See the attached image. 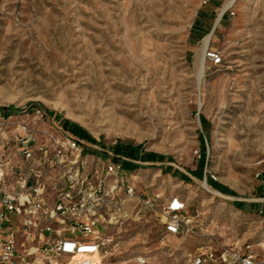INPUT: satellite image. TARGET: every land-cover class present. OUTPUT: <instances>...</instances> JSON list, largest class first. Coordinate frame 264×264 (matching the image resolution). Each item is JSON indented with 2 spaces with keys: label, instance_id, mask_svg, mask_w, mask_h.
<instances>
[{
  "label": "rangeland",
  "instance_id": "1",
  "mask_svg": "<svg viewBox=\"0 0 264 264\" xmlns=\"http://www.w3.org/2000/svg\"><path fill=\"white\" fill-rule=\"evenodd\" d=\"M208 1L0 0V108H41L105 148L140 144L169 157L155 168L141 165L136 188L160 203H182L212 234L164 238L153 220L129 222L117 264L135 257L189 264L209 245L264 258V216L230 205L264 202L256 194L264 174V0H236L224 12L198 89L196 54L226 0L212 9L208 33L191 39ZM201 138L204 175L234 196L214 193L189 173ZM164 166L191 182L164 174Z\"/></svg>",
  "mask_w": 264,
  "mask_h": 264
},
{
  "label": "built area",
  "instance_id": "2",
  "mask_svg": "<svg viewBox=\"0 0 264 264\" xmlns=\"http://www.w3.org/2000/svg\"><path fill=\"white\" fill-rule=\"evenodd\" d=\"M86 147L100 151L41 108L0 113V264H117L122 230L135 221L153 220L163 237L212 236L198 213L139 192L136 174ZM190 264H264V258L209 245Z\"/></svg>",
  "mask_w": 264,
  "mask_h": 264
},
{
  "label": "trees",
  "instance_id": "3",
  "mask_svg": "<svg viewBox=\"0 0 264 264\" xmlns=\"http://www.w3.org/2000/svg\"><path fill=\"white\" fill-rule=\"evenodd\" d=\"M208 3L209 6H207L208 7L207 11L209 12L199 11L197 17L195 18L192 24L191 32H190L191 39L200 40L209 31V24H207V22L211 23V20L214 18V13L212 9L218 7L220 5V2L218 0H209ZM38 107L40 106L38 105ZM15 111H17V109L12 106L0 108V113L3 114H8L10 112H15ZM47 113L49 116H53L57 120L59 119L58 116L53 115L51 112H47ZM58 122L64 130L68 131L72 135L76 136L79 139L84 140L88 144L97 145V146L99 145L101 146L102 149L101 151H98L91 147H86L85 152L97 156L102 155L104 157H110L107 154V150L110 151L113 154V158H112L113 161L120 163L122 170L125 173H132L140 168H143V166H140L139 164H135L133 163V161L152 163V165H150L152 168H155L157 163L159 165H163L164 162H170L169 157H165L161 154H157L153 152H145L143 150V146L140 144L132 145V144L116 143L105 149V147L101 142L95 140L90 134H88L82 127H80L76 123L71 122L67 119H60ZM201 123L204 129H206L207 126L204 119L201 120ZM206 157H207V150L204 145L203 139L201 138V147L199 149V158L197 160L196 170L189 173L199 180H202L205 177L207 184L212 189L219 192L220 194L226 196H234L235 195L234 192L228 189L226 186L212 180L210 176L204 175V170L207 165ZM160 168L162 169V167ZM162 172L164 174H169L172 178H176L184 183L191 182V179L187 175L172 170L171 166H164ZM256 194L257 197L259 198L262 197V195H264V183H261V185L256 191ZM230 205L233 209L243 214H256V215L264 216V202H242V201L233 200L230 202Z\"/></svg>",
  "mask_w": 264,
  "mask_h": 264
},
{
  "label": "bare ground",
  "instance_id": "4",
  "mask_svg": "<svg viewBox=\"0 0 264 264\" xmlns=\"http://www.w3.org/2000/svg\"><path fill=\"white\" fill-rule=\"evenodd\" d=\"M236 0H226L224 5L218 12V17L224 13L228 8L232 7ZM212 40V35L208 34L201 43V48L199 52L196 54L195 58V68H196V84L197 88L199 89L202 79L205 73V62H206V54L207 49L209 47L210 41ZM208 187V186H206ZM205 187V188H206ZM211 190V189H210ZM214 193H217L215 190H212ZM178 201L175 202L177 204Z\"/></svg>",
  "mask_w": 264,
  "mask_h": 264
},
{
  "label": "crops",
  "instance_id": "5",
  "mask_svg": "<svg viewBox=\"0 0 264 264\" xmlns=\"http://www.w3.org/2000/svg\"><path fill=\"white\" fill-rule=\"evenodd\" d=\"M97 146V145H96ZM98 149L101 151L102 149H101V146H99L98 145ZM106 149V148H105ZM109 153V154H108ZM107 154H108V156H110V157H104V156H102V155H100V157H102L103 159H105V160H107V161H109V162H113V163H117V162H115V161H113V154L110 152V151H108L107 150ZM133 163H135V164H139L140 166L141 165H152V163H148V162H139V161H133ZM156 165H159L158 163L156 164ZM123 173L124 174H137V170L136 171H134V172H132V173H125L124 171H123ZM169 175V174H168ZM261 183H264V174H262L261 175ZM165 237H170V235H167V236H165ZM164 237V238H165ZM174 237V236H173ZM201 251V248H198L197 249V252L193 255V257H192V260L194 259V257L198 254V252H200ZM192 260H190V262H189V264L192 262Z\"/></svg>",
  "mask_w": 264,
  "mask_h": 264
},
{
  "label": "water",
  "instance_id": "6",
  "mask_svg": "<svg viewBox=\"0 0 264 264\" xmlns=\"http://www.w3.org/2000/svg\"><path fill=\"white\" fill-rule=\"evenodd\" d=\"M223 14L224 13H222L219 17L217 16L216 17V19H215V21H214V24H213V26H212V28H211V31H210V35H212V33H213V31H214V29L216 28V26H217V24H218V22L220 21V19H221V17L223 16ZM203 180H204V184H206V178L204 177L203 178ZM217 192V191H216ZM219 193V192H218ZM220 194V193H219Z\"/></svg>",
  "mask_w": 264,
  "mask_h": 264
}]
</instances>
